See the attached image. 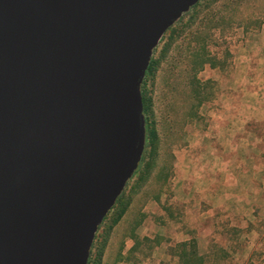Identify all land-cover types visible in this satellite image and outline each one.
Wrapping results in <instances>:
<instances>
[{
    "label": "water",
    "instance_id": "water-1",
    "mask_svg": "<svg viewBox=\"0 0 264 264\" xmlns=\"http://www.w3.org/2000/svg\"><path fill=\"white\" fill-rule=\"evenodd\" d=\"M201 0H0V264H89L142 162V85Z\"/></svg>",
    "mask_w": 264,
    "mask_h": 264
},
{
    "label": "rangeland",
    "instance_id": "rangeland-1",
    "mask_svg": "<svg viewBox=\"0 0 264 264\" xmlns=\"http://www.w3.org/2000/svg\"><path fill=\"white\" fill-rule=\"evenodd\" d=\"M196 6L165 34L154 55L157 65L147 92L158 142L146 149L141 170L100 231L95 260L113 220L126 211L120 233L131 225L138 228L141 264H186L175 249L191 241L206 264H264V184H250L264 181V0H201ZM195 54L206 55L212 64L197 72ZM236 89L243 100L238 107ZM238 108L239 121L224 132L221 125L227 122L220 124V117ZM235 130L239 139L234 143L242 151L235 163L242 175L229 188L236 200L232 211L207 202L217 191L214 186L184 190L182 182L188 184L190 171L194 176L211 173L204 163L220 159L203 154L204 147L223 145L222 132L233 135ZM192 160L196 166L201 161L204 169L189 170ZM115 242L108 259L107 245L101 264H116L119 238Z\"/></svg>",
    "mask_w": 264,
    "mask_h": 264
},
{
    "label": "crops",
    "instance_id": "crops-1",
    "mask_svg": "<svg viewBox=\"0 0 264 264\" xmlns=\"http://www.w3.org/2000/svg\"><path fill=\"white\" fill-rule=\"evenodd\" d=\"M237 70H238L237 71V77H238L240 74L239 67H237ZM254 90L255 88L252 87V91ZM236 92L238 95L236 106L238 107L240 104L243 105V100L241 101V99L239 98L238 89H236ZM220 119H221V121H219L220 124L225 121L227 122L226 126L221 125V129L224 130V132L226 131L230 132L233 124L239 121V108H238L237 113L230 115V116H227V115L221 116ZM224 132H222L224 136L221 139V141L223 142V145L221 146L206 145L204 147L205 152H202L203 154L216 155V157L219 156L220 163L219 162H214V163L205 162L204 163V165L206 166L205 169L210 170L211 172V173H206L205 176L203 175L194 176V175H191V173H194V172L190 171L186 178L188 180V184H186V181H183L182 186L184 187V190L186 189L187 185L201 186L203 184H206L209 186H214L217 189V191H215L214 195L209 193L210 196H208L207 202L214 204L215 208L232 210L233 205H234L232 203H234L236 200H234L233 196L231 195L232 193L231 191H229L231 189L229 188L237 186L240 183V181L237 178L239 175H242V173H240L241 171L240 172L238 171L239 165L235 163V161L237 160L239 154L242 153V151L239 147L240 146L239 142L234 143L235 141L239 139V131H236V130L232 131L233 135L230 133L228 134ZM250 152H254V155H255V151L253 148H251ZM192 162L193 163L190 164L189 170H194L195 167H200L199 171H202L204 169L203 163L201 161L200 163H197V166H196V161L194 162L192 160ZM250 171L251 170L249 168V169L244 170V173L247 174ZM242 178L245 179V176H242ZM248 182L249 181H246L245 185H248ZM250 184L260 185V184H264V181L256 182V180L252 179L250 181ZM223 190L225 191L223 192ZM189 191H192V190L189 188ZM190 194L191 193H189L188 195ZM184 202L185 201H183V203ZM126 221H127V216H124L122 221L117 226L118 229H115V231L112 232V235L110 237V241H109V244L106 250V258L107 259L109 258L110 252L116 246L115 241H118V238H119V242L117 243L119 244V246L114 256L115 263L116 264H141V261H140L141 257L136 256L138 254L137 250L139 249L138 238H140V234L137 233L138 228L137 227L134 228V226L131 225L129 228L130 230L128 231L126 230V232L123 231L120 233V231H122L121 225L124 224ZM117 234L119 235L117 236ZM186 240H189V239H186Z\"/></svg>",
    "mask_w": 264,
    "mask_h": 264
},
{
    "label": "trees",
    "instance_id": "trees-1",
    "mask_svg": "<svg viewBox=\"0 0 264 264\" xmlns=\"http://www.w3.org/2000/svg\"><path fill=\"white\" fill-rule=\"evenodd\" d=\"M199 4H200V2L198 3V5L196 7H198ZM181 30H183V28ZM157 50L158 49L155 50L154 55H156V53L158 52ZM195 55H196L195 56L196 60H195V64L193 66L196 67V71L197 70L200 71L205 66V64L207 62H210L212 64V61L209 60L206 57V55H197V54H195ZM156 65H157V60L155 59V56H153L152 62L150 64V67H149V69L147 71V74H146V78H145L144 83L142 85V97H143V105H144V115H145V119H146V129H147L146 149H148V147L151 144L153 145V144L158 142V132H157V129L155 127V122L152 121V119L150 118V114H152V112H151L152 104H151V98H149L148 92H147V79L151 75L154 74V70H155V66ZM196 71H195V73H196ZM146 149H145V153H144L142 162L140 164V167H139V170L137 171V173L141 170L143 162L145 161ZM123 196H124V193L118 199L117 204L115 205V207L119 204V202L121 201ZM115 207L110 212V214L106 217V219L104 220L103 224L99 228V231L97 233L95 242H94L92 250H91L89 264H101L102 263V258H103L104 252L106 250V247L108 245V242H109V239L111 237V234H112L114 228L122 221L123 217L125 216L126 211H122L113 220L112 225L109 228L108 235H107V237H106V239L104 241V244L101 247L102 251L99 252V253H101L99 255V257H98L99 259L95 260L94 259V249H95V247L97 245V239H98L99 233L102 230V228L104 227V225L107 223V221L109 220V217L111 216V214H113V212L115 210ZM175 256L180 258L181 260H184L186 262V264H206L207 263V258L206 257H198L197 256V246L195 245V242H193V241L179 245V248L175 249ZM183 264H185V263H183Z\"/></svg>",
    "mask_w": 264,
    "mask_h": 264
}]
</instances>
